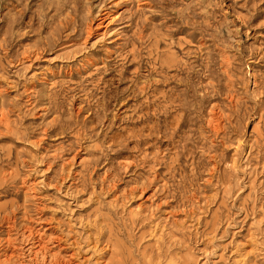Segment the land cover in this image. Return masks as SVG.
<instances>
[{"label":"rangeland","instance_id":"obj_1","mask_svg":"<svg viewBox=\"0 0 264 264\" xmlns=\"http://www.w3.org/2000/svg\"><path fill=\"white\" fill-rule=\"evenodd\" d=\"M0 115L7 264H264V0H0Z\"/></svg>","mask_w":264,"mask_h":264},{"label":"bare ground","instance_id":"obj_2","mask_svg":"<svg viewBox=\"0 0 264 264\" xmlns=\"http://www.w3.org/2000/svg\"><path fill=\"white\" fill-rule=\"evenodd\" d=\"M5 123L6 122V117L4 115H0V123ZM217 125V124H216ZM3 223L7 227L10 226V218L5 217L3 219ZM26 232L27 235L26 237L28 238L29 243V252L32 254V258L35 261L37 257L43 253V250L46 248L45 241H44V236L39 232L37 234L34 233L33 229L31 226L26 225ZM9 228L7 229V231ZM15 250L12 248V246L9 245L8 238L3 239L0 238V264H7L11 259L13 255H15ZM56 264H73L70 261L67 260H60L57 261Z\"/></svg>","mask_w":264,"mask_h":264}]
</instances>
